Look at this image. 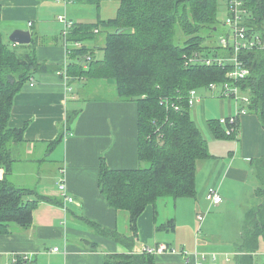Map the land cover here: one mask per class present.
<instances>
[{"label": "crops", "instance_id": "crops-1", "mask_svg": "<svg viewBox=\"0 0 264 264\" xmlns=\"http://www.w3.org/2000/svg\"><path fill=\"white\" fill-rule=\"evenodd\" d=\"M0 5V27L3 31L8 29V39L16 29L31 30L36 59L40 63L31 80L14 97L9 124L12 128H24V140L12 145L15 161L6 178L14 186L27 188L45 198L37 199L35 194L26 197V201L34 202L30 225L11 223L0 230V261L10 262L15 254L27 253L33 264H103L106 254L130 251L123 242L97 229L99 225L121 234L131 233L129 213L110 207L101 192L100 171L103 161L112 169L139 166L138 105L117 97L96 95L93 93L96 84L71 75L72 66L66 74L69 55L60 20L49 18L45 0H0ZM119 7L120 0H71L62 2L59 10L74 20L94 25L97 21L115 18ZM103 27H95L99 29L96 34ZM95 38L89 47H94V56L101 58L106 35L104 39L103 36ZM221 102L222 116L234 112V102L229 99ZM204 103L200 107L202 113ZM70 113L75 114L71 123L68 121ZM209 133L211 155L198 162L196 196L171 197L176 199L175 210L181 208L185 215L191 212L193 217L207 210L213 213L211 208H215V213L227 209L229 202L245 190L250 177L255 175L254 161L264 156V127L255 111L240 118L237 137L216 138ZM3 176L5 171L0 168V177ZM64 178L69 194L74 197V202L66 204L67 209L59 189V182ZM211 188L222 195L219 204L213 205L207 200ZM159 215L157 202L142 213L134 252L164 244L168 250L155 256L156 264H196L195 250L185 256L172 251L169 244L159 238V230L170 228L164 227L170 218L159 224ZM172 218L178 222L177 217ZM207 219L203 221L206 226L210 221ZM162 226L163 229H159ZM239 231L241 240L242 230ZM151 239L155 240L153 246L148 243ZM240 244L206 243L196 251L211 254L203 264H238ZM54 247L59 250L54 252ZM212 254L217 257L213 258ZM253 260L254 264L264 261V237H260Z\"/></svg>", "mask_w": 264, "mask_h": 264}, {"label": "trees", "instance_id": "trees-1", "mask_svg": "<svg viewBox=\"0 0 264 264\" xmlns=\"http://www.w3.org/2000/svg\"><path fill=\"white\" fill-rule=\"evenodd\" d=\"M225 1L228 9L229 1ZM246 5L250 31L262 33L264 0H246ZM219 11L220 0H120L117 16L107 21L93 25L71 18L75 27L70 40L84 43L71 52V75L111 80L118 99L138 105L139 166L112 169L103 161L100 171L101 192L110 207L129 213L131 233L121 234L99 225L97 229L123 242L130 251L106 254L103 264H156V255L133 250L139 236L140 216L161 197L196 196L198 162L211 154L207 139L191 115L187 97L190 90L198 89L204 96L198 104L201 105L208 98L209 84L227 81L229 66H186L184 55H217L222 51L213 41L207 43L219 28ZM99 26H105L102 32L106 35L101 58L95 57V48L86 44L92 41L95 27ZM243 56L251 74L241 84L251 95L250 111L258 114L264 127V46ZM80 60L86 61L87 67ZM39 66L35 38L31 44H14L5 40L0 27V168L5 171V176L0 177V230L11 223L27 226L33 221L34 202L26 201V197L35 193L14 186L6 174L13 169V146L24 140V128H12L9 124L14 97ZM165 98L170 99V104L180 105V110L167 107ZM74 119L75 114H68L69 123ZM220 119L207 121L209 131L216 138L237 137L238 133H227ZM143 163L148 165L142 166ZM254 168L255 195L260 201L249 212L242 231L238 264H254L253 253L259 248L260 237H264V156L254 161ZM36 198L45 200L37 195ZM175 225L172 219L164 227L174 230ZM14 264L26 262L20 259Z\"/></svg>", "mask_w": 264, "mask_h": 264}, {"label": "built area", "instance_id": "built-area-1", "mask_svg": "<svg viewBox=\"0 0 264 264\" xmlns=\"http://www.w3.org/2000/svg\"><path fill=\"white\" fill-rule=\"evenodd\" d=\"M64 2H70L71 0H59ZM228 13L225 20L224 25L227 28V31L220 35L219 37V45H217L222 51L217 55H206L199 52L194 54H186L184 55L185 65L192 66L194 63H200L201 65H208V66H218L222 68H227V81L225 82H213L209 84L207 89L208 97H219L222 99H229L230 101L234 102L235 110L233 113L221 117L220 121L227 125V133H238V124L240 118L243 115H246L250 112V104L252 103L250 93L245 95H240V89L244 91H248L243 88L242 81L245 80L251 74L250 67L244 60L243 54L247 51L252 50L256 47H263V37H264V30L262 33H255L251 32L249 25L247 24V18L249 17V9L246 5V0H228ZM60 22L65 25L62 37L67 48L68 58L71 56L72 50L75 47H81L84 43L83 42H72L70 37L72 35V31L75 27V22L68 18L67 16H59ZM31 25V23H30ZM264 28V27H263ZM95 31H99V29H95ZM85 67H87L86 61H81ZM68 68H69V60L66 62L65 71L68 75ZM249 92V91H248ZM204 99V96L198 89L190 90L187 100L191 107L195 106L196 104H200ZM163 102L166 104L167 107H172L177 110H180L181 106L176 105L175 103L170 104V99L165 98ZM66 134L69 135L70 132L66 128ZM65 172V169H63ZM59 189L61 190L62 196L64 198V207L67 209L68 202H74V197H72L68 190L66 179L64 178L59 182ZM207 200L210 204H219L222 202L223 197L219 193L216 188H211L207 194ZM199 213L198 220L200 221V230L202 223L209 212V210ZM54 252L58 251V247H54L52 249ZM168 247L164 244H161L158 247L150 248L145 247L143 248L140 253L158 255L167 251ZM173 251V250H172ZM183 255H187V252H182ZM242 252L239 251L237 255H241ZM213 258L217 257V254H212ZM194 257L196 258V264H203L205 260H209L211 258L210 253L206 252H198L194 253ZM24 260L26 264H33L31 261L30 254H15L13 260L10 262H6L5 264H14L18 262V260Z\"/></svg>", "mask_w": 264, "mask_h": 264}, {"label": "rangeland", "instance_id": "rangeland-1", "mask_svg": "<svg viewBox=\"0 0 264 264\" xmlns=\"http://www.w3.org/2000/svg\"><path fill=\"white\" fill-rule=\"evenodd\" d=\"M47 6H48V16L51 19L58 20L59 16H67L68 18H71L63 11L59 10L62 2L59 0H45ZM228 9L226 7V1L220 0V11H219V28L217 31H215V35L213 39H208L207 43L212 44L211 41H213L214 44L219 45V37L223 33L227 31L226 26L224 25L226 17H227ZM99 22V21H97ZM61 35L63 34L65 25L61 23ZM4 37L5 40L8 39V29H4ZM102 31L98 34H94V38L92 39V43L94 44L95 37L103 36V39L105 38V35ZM180 38L184 40L183 34L180 32L179 34ZM183 42V41H181ZM87 45H92L91 41L86 42ZM99 58V56H98ZM227 75V73L225 74ZM88 82L92 81L94 84H96L95 90L93 93L96 95L103 97H118L116 93V87L113 83H110V81L105 82V79H94L92 77L88 78ZM248 91H244L240 89L239 94L245 95L248 94ZM221 98L219 97H208L205 100L204 103V113L201 111V106L196 104L191 109V115L193 119L196 121L200 129L202 130V133L204 137L210 141V133L207 127L206 120L210 119H220L223 112V102H221ZM227 126V125H226ZM148 163H143L142 166H147ZM256 177L255 175L250 177V180L248 181V185L246 186L245 190L238 192L236 197L234 198L233 202H229V207L225 209L221 213H215V208H211L213 213L208 212L205 219L208 217L209 224L208 226L204 225V222L202 223V229L200 231V221L198 220V216L193 217L191 212H187L186 215L183 213L181 208L179 211L175 210L174 208V198L171 197H165L160 198L157 201L158 205V211L160 212V215L158 217L159 224L166 223L169 220L167 218L169 217L170 220L173 216L177 217L178 222H176L177 229L173 230H166V231H158L159 238L162 241H165L166 244H169L170 249L174 248V251L177 250L179 252H187L191 253L200 246H204L206 243L209 244H225V245H234L237 243V245L240 244V236L241 233L239 230H242L246 227V221L250 218L249 212L252 209L256 208V205L260 201V198H258L255 195V191L257 188L256 185ZM255 184V185H252ZM188 200V202L192 201V199H185ZM169 202V205L166 203ZM206 212H204L205 214ZM215 213V214H214ZM173 219V218H172ZM178 223V224H177ZM175 225V227H176ZM154 239L149 240V244L151 246L154 245ZM210 246V247H214ZM150 247V246H146ZM155 248V247H150ZM202 249V248H200ZM194 252V253H195ZM208 262V261H207ZM5 264V263H3ZM264 264V261L262 262Z\"/></svg>", "mask_w": 264, "mask_h": 264}, {"label": "water", "instance_id": "water-1", "mask_svg": "<svg viewBox=\"0 0 264 264\" xmlns=\"http://www.w3.org/2000/svg\"><path fill=\"white\" fill-rule=\"evenodd\" d=\"M9 39L15 44H31L33 34L29 29H16L10 34Z\"/></svg>", "mask_w": 264, "mask_h": 264}]
</instances>
